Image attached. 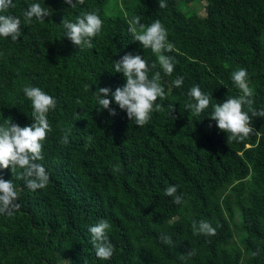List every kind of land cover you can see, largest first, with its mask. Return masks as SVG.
Wrapping results in <instances>:
<instances>
[{
  "label": "trees",
  "instance_id": "1",
  "mask_svg": "<svg viewBox=\"0 0 264 264\" xmlns=\"http://www.w3.org/2000/svg\"><path fill=\"white\" fill-rule=\"evenodd\" d=\"M192 1L165 0L160 8V0H84L71 8L64 0H13L16 7L8 11L21 19L22 35L17 42L0 37V125L9 117L21 127L34 122L25 86L41 88L57 104L47 116L52 131L39 161L48 186L32 191L16 179L22 170L0 169L20 189L21 205L12 216L0 215V264H264V117L252 119L256 134L232 141L211 120V105L198 116L185 108L194 85L212 95L211 104L239 96L231 73L243 68L254 91L252 108L264 109V0H200L204 15L183 12ZM111 2L116 12L107 10ZM32 3H44L53 14L24 23ZM93 11L103 21L101 31L91 49L77 48L61 21ZM133 16L145 26L155 20L165 26L174 45L167 54L177 61L171 75L134 41ZM127 53L157 64L152 71L160 72L166 93L156 101L162 110L142 127L114 101L116 115L98 109L94 94L125 84L113 61ZM177 77H183L179 88L173 86ZM170 185L185 202L165 196ZM100 219L111 225L115 251L107 261L90 243L88 229ZM200 220L216 234L193 235L192 222ZM191 249L195 255L181 259Z\"/></svg>",
  "mask_w": 264,
  "mask_h": 264
},
{
  "label": "clouds",
  "instance_id": "2",
  "mask_svg": "<svg viewBox=\"0 0 264 264\" xmlns=\"http://www.w3.org/2000/svg\"><path fill=\"white\" fill-rule=\"evenodd\" d=\"M64 3L71 8L82 5L84 0H64ZM165 0H160L159 7H166ZM13 0H0V37L10 38L17 42L22 35L19 17L10 14L9 9L15 8ZM53 10L41 3H32L23 12V22L30 24L35 18L44 22L45 17H50ZM140 16H133L129 20V32L133 35L134 41L138 42L144 49H150L157 57L159 67L167 75L174 71L177 61L174 56L168 55L173 50L174 45L168 40V32L160 20H155L150 25L145 26L141 22ZM61 24L65 29L64 36L77 48L93 47L92 38L95 37L102 28L103 21L97 12H82L75 22L62 19ZM139 28V31L137 30ZM114 72L122 73L125 84L117 87L115 91L110 88H98L94 94L101 106L98 109L109 110L110 115H116L115 109L110 108L114 101L120 110L126 112L129 121H135L137 126H144L151 119L153 111H161L162 105L156 103L158 99L166 98V93L161 85V74L152 70L157 67L156 63L149 65L148 61L140 55L127 53L118 61H113ZM151 73V76H150ZM234 85L240 90V95L227 98L223 103L212 102V95L201 90L199 85H194L187 93L190 101L185 104L186 109H191L195 115H200L211 105L213 111L211 120L216 122V127L226 133L228 140L243 141L256 134L252 126L253 117H264V109L256 110L252 108L254 103V91L249 86L248 73L246 69L240 68L231 73ZM183 77H177L173 81V86L181 87ZM24 95L32 103V120L29 126L21 127L12 122L11 117L4 119L0 125V169H10L15 173L17 180H23L26 186L35 191L48 186L50 177L43 164V142L52 131L47 118L50 110L55 109L57 101L39 87L25 86ZM111 93V99L109 94ZM103 97V98H102ZM79 103V101H77ZM247 106L248 111L244 110ZM175 111L174 105H169V114ZM251 113V114H250ZM78 116V114H75ZM174 119V117H173ZM211 127V125H209ZM68 133H65L62 143L67 144ZM118 170V169H117ZM20 189L12 179L5 180L0 176V215L12 216L18 211L21 205L19 200ZM165 196L173 197V203L181 204L185 202L182 194L177 195V186L170 185L164 190ZM111 225L107 219H100L88 231L91 234L90 243L95 250V255L101 260H109L114 254V245L107 235ZM193 235L214 236L216 228L207 220L192 222ZM164 244L176 247L171 237L162 235ZM257 252L253 255H257ZM195 255L194 250L181 254V259L190 258ZM65 264L71 261L64 260Z\"/></svg>",
  "mask_w": 264,
  "mask_h": 264
},
{
  "label": "rangeland",
  "instance_id": "3",
  "mask_svg": "<svg viewBox=\"0 0 264 264\" xmlns=\"http://www.w3.org/2000/svg\"><path fill=\"white\" fill-rule=\"evenodd\" d=\"M114 4L111 2L107 5L108 12H116V10L113 8ZM181 10L185 13L188 12H197L200 15L205 14V2L200 0H193L192 2L188 3L187 5H184L181 7ZM252 88V86H250ZM235 223H239V218L236 216L234 219ZM235 240H237V235H235Z\"/></svg>",
  "mask_w": 264,
  "mask_h": 264
}]
</instances>
